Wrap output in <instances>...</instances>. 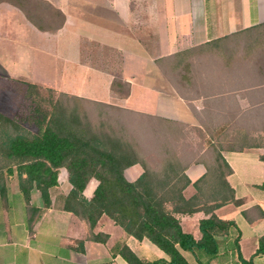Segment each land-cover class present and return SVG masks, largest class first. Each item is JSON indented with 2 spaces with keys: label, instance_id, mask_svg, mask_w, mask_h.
Returning a JSON list of instances; mask_svg holds the SVG:
<instances>
[{
  "label": "crops",
  "instance_id": "1",
  "mask_svg": "<svg viewBox=\"0 0 264 264\" xmlns=\"http://www.w3.org/2000/svg\"><path fill=\"white\" fill-rule=\"evenodd\" d=\"M46 1L65 15L57 31L40 30L21 9L0 2V71L25 83L179 121L206 135L199 154L206 151L209 141L232 143L230 130L234 128H255L250 132L256 138L253 145L242 149L227 146L222 151L231 168L228 183L240 202L226 203L214 213L235 222L236 227L219 237L215 257L197 258L186 250L182 254L189 264H240L239 255L252 264H264V253H257L264 236V189L260 187L264 183V81L248 84L246 72H236L227 58L218 62L210 55L208 72L196 74L191 89L178 85L186 99L156 63L159 58L263 23L264 0ZM138 2L143 9L136 7ZM111 64L121 66L118 75L93 67ZM115 79L129 84L128 93L113 90ZM143 171L141 164H135L125 175L134 181ZM206 172L204 163L190 164L186 197L197 193L194 182ZM97 184L95 179L89 182L84 192L87 198L93 196ZM71 188L69 182L64 196ZM50 193L52 205L43 208L32 230L27 214L23 219H10L12 202L9 209L4 208L0 264H129L112 253L119 243L127 244L147 263L165 264L162 260L168 259L150 240L127 234L106 215L94 233L107 234V241L89 239L88 224L63 210L62 203L57 207L52 189ZM35 204L42 207L40 202ZM177 216L183 230L199 239L200 221L210 214L198 211ZM237 235L240 251L234 252Z\"/></svg>",
  "mask_w": 264,
  "mask_h": 264
},
{
  "label": "trees",
  "instance_id": "2",
  "mask_svg": "<svg viewBox=\"0 0 264 264\" xmlns=\"http://www.w3.org/2000/svg\"><path fill=\"white\" fill-rule=\"evenodd\" d=\"M0 2H8L21 9L40 30L57 31L65 22L64 13L46 0ZM231 43H243L248 52L259 43L264 45V22L159 58L156 63L186 98L178 85L187 81L192 87L195 77L190 75L192 59L216 52L230 62ZM169 68L178 73L181 71L180 78L172 77ZM26 84L30 91L44 88ZM121 87H126L123 93H128L129 84L115 79L113 90L122 93ZM84 101L100 108H119L147 117L161 154L159 161L154 165L147 157L139 141L130 133L127 120H115L101 109L98 117L94 118L84 108ZM38 117V131L34 132L0 111V201L4 208H10L6 177H17L26 202L30 230L43 208L51 207L50 190L59 185L61 168L67 169L72 185L70 192L62 197V209L88 224V238L91 240L107 241V234L94 233L97 223L106 215L127 234L138 240L146 238L155 244L167 255L168 259L162 260L165 264H189L182 250L194 253L197 258L206 256L211 259L220 250L219 237L227 236L230 228L236 227L235 222L220 219L214 213L216 208L226 203L240 202L228 183L227 175L231 168L222 151L227 146L242 149L253 145L256 138L249 132L237 131L231 136L233 142L228 145L221 140L209 141L206 151L202 154L196 152L199 154L196 158V154H182L173 146V139L185 135V125L161 116L60 92L52 101L51 110ZM262 158L264 160V155ZM192 162L204 163L207 172L194 182L197 193L188 198L184 191L191 184V179L186 170ZM135 164H141L144 171L136 180L130 181L125 170ZM92 179L98 184L93 196L87 198L84 192ZM260 187L264 189V183ZM34 190L40 194L42 207L31 202ZM198 211L210 216L201 219V237L196 239L183 230L177 214ZM239 239L240 235H237L233 241L234 252L240 251ZM257 251L264 253V236L259 240ZM112 253L120 254L129 264H156L143 261L127 244H117ZM239 261L240 264H252L240 255Z\"/></svg>",
  "mask_w": 264,
  "mask_h": 264
},
{
  "label": "rangeland",
  "instance_id": "3",
  "mask_svg": "<svg viewBox=\"0 0 264 264\" xmlns=\"http://www.w3.org/2000/svg\"><path fill=\"white\" fill-rule=\"evenodd\" d=\"M136 7L138 9H143L144 6L141 2H138ZM230 47L233 50V52L231 51L232 54L230 61L232 63L230 66L234 67L236 72H246L247 77L250 80L248 81V84L257 85L261 81H264V45L262 43H259L257 44V46H255L254 49L250 50L249 52L244 48L243 43H231ZM94 51L96 50L94 49ZM211 56L218 62L219 58H221V56L216 52L212 53ZM112 57H115V60H117L115 54H113ZM209 57L210 55L193 58V66L191 67L192 69L190 75L196 76V74L208 72ZM93 67H103L104 69H110L113 71V73L115 72L116 75H118L121 68L119 64H111L106 66L94 65ZM219 67L220 66L218 65L217 68ZM169 71L171 72L172 77L174 76L176 78H180L179 75L181 71H179L178 73L176 71L170 70V68ZM235 79L238 80V78ZM236 82H239V80ZM26 83L18 80L16 77L11 76L10 74H6L5 72L0 71V111L20 121L32 131L37 132L38 124L36 120L37 118H39L38 116H40L41 114H45V112H49L51 110V103L59 96L61 90L45 87L35 88L31 90L33 91L31 92L27 88ZM180 85H182L181 87H184L186 90H189V88L191 87L190 82L188 83L187 81L182 82V84ZM120 90L123 93L126 91V87H121ZM82 97L91 99L87 96ZM83 106L91 112V115L94 118L98 117L97 115L101 109L106 113V116L111 117L115 120H127L128 126L131 131L130 133L139 141L147 157L154 165L159 161L161 154L156 144V136L150 129L151 121H149L147 117L139 114H133L128 111H122L119 108H100L88 101H84ZM183 130L185 135L179 137L178 139H173V146L177 150V152L189 156H195L196 152H198L202 148L201 142L203 141V137H205L206 135H204L203 133L201 134L198 130H194L193 128L184 127ZM237 131H245L250 133L256 130L255 128L251 127L244 128L243 130L234 128L230 130V137L233 136V134H236ZM218 133L219 132H217V134ZM59 179V187L52 188V194L55 198V205L57 207L61 206L62 197L67 192L69 187V174L66 168L60 169ZM6 183L12 202L10 219H23V217L26 216V202L21 195L18 186V178L15 176L6 177ZM31 202L34 204L38 202L42 203L41 197L37 190L33 191ZM4 217V206L0 201V220L4 219Z\"/></svg>",
  "mask_w": 264,
  "mask_h": 264
}]
</instances>
